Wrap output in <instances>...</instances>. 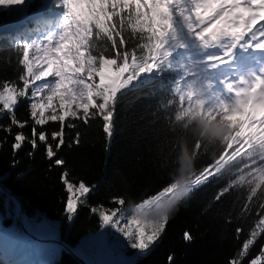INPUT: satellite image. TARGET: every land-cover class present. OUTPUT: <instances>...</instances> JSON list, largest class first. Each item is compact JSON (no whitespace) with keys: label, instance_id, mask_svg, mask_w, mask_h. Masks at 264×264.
<instances>
[{"label":"snow or ice","instance_id":"obj_1","mask_svg":"<svg viewBox=\"0 0 264 264\" xmlns=\"http://www.w3.org/2000/svg\"><path fill=\"white\" fill-rule=\"evenodd\" d=\"M24 3L25 0H0V7ZM62 4L67 9L63 32L47 44L22 45L19 63L24 71L20 83L9 81L0 86V115L7 111L11 124L24 129L27 121L17 119L15 108L21 99H26L33 121L30 140L26 141L23 131L13 136V152L18 154L27 142L32 155L39 141L44 145L46 158L56 167L66 164L58 153L66 144L65 128L77 127L71 121L87 124L101 118L103 131L112 136L118 94L134 86V82L139 84L142 77L160 72L170 60L169 46L177 33V17L183 19L191 38L204 48L229 44L222 55L206 59L210 68L231 63L237 46L264 52V0H62ZM101 48L106 51L96 54ZM53 76L57 78L54 87L37 89V82ZM183 85L184 80L178 82L174 98L169 101V105L179 108L174 120L195 114L228 130L217 157L198 169L195 189L231 173L233 165L243 161L237 177L218 189L204 210L211 211L233 189H246L242 212L252 214L255 206L257 221L239 255L230 261L243 264L258 240L264 239V72L251 80L241 78L227 83L229 99L214 92L212 84L206 85L207 96L203 90L197 93L192 84L187 92H182ZM49 122L58 123L59 129L50 134L37 131V126ZM4 130L12 131L10 127ZM50 138L55 145L49 142ZM74 142H78V136ZM194 147L206 151L202 144ZM61 180L67 193V219L72 222L78 206L94 191V186L70 181L67 171L61 173ZM178 193L179 182L170 180L150 198L143 199L124 226L118 220L119 207L106 210L92 206L89 210L98 213L101 227L111 225L131 238L133 247L148 251L165 232L172 217L167 206ZM114 203L123 206L126 200L115 198ZM152 210L161 212L160 219L148 218ZM242 232L238 227L237 237ZM184 239H192L187 231ZM173 259L169 258L170 264ZM250 264H264V244Z\"/></svg>","mask_w":264,"mask_h":264},{"label":"trees","instance_id":"obj_2","mask_svg":"<svg viewBox=\"0 0 264 264\" xmlns=\"http://www.w3.org/2000/svg\"><path fill=\"white\" fill-rule=\"evenodd\" d=\"M32 7H35L34 3ZM8 15L6 11L2 14L5 19ZM176 27L170 51L184 45L189 35L182 18L177 17ZM22 45L23 42L0 37V86L9 81L20 83L19 77L24 71L19 63ZM105 51L101 48L96 54ZM106 54L112 53L107 51ZM183 80L182 92H187L189 84L193 85V76L183 59L172 56L160 72H153L142 78L139 84L134 82V86L123 90V94H118L111 137L103 131L101 118H94L87 124L80 120L71 121L77 127L65 128L66 144L58 153L66 162L62 167L54 166L46 158L44 145L39 141V147L32 155H29L32 149L27 142L18 154L13 152L11 144L17 132L23 131L26 141L31 138L33 121L28 100L21 99L15 108L17 119L27 121L28 126L24 129L11 124L7 111L0 115V179L3 186L21 201L25 225L33 235L65 242L89 264H110V247L117 243L124 248L116 249L113 254L116 259L120 253L125 254L129 260L126 264H170V257L174 258L171 264H230L239 255L242 243L257 221L255 206L252 214L242 212L246 189L237 187L211 211L204 210L218 189L237 177V169L243 161L233 165L231 173L194 188L190 198L183 200L170 218L159 241L148 251L131 248V238L127 244H120L113 229L101 227L98 213L89 210L92 206L107 210L119 207L125 223H128L143 199L150 198L170 180L177 181L185 151L194 157L196 173L217 157L224 141L216 143L202 135L197 123L201 119L199 115L174 120L179 108L169 105V101L174 98L178 82ZM9 127L11 133L4 130ZM58 129L56 122L37 126V131L49 134ZM77 136L78 142H74ZM49 142L56 143L51 138ZM199 144L206 151L194 147ZM63 171L69 173L72 182L83 181L94 186V191L78 206L72 222L68 221L65 210L67 193L61 180ZM115 198H124L126 204L116 205ZM17 204L0 191V251L20 263L24 260L26 244H31V248L36 244L25 234L19 222ZM238 227L243 229L239 237L236 234ZM186 231L192 237L190 241L184 239ZM2 232H11L22 241L13 248ZM262 244L264 239H259L243 264H250L260 253ZM39 252L43 264H81L55 243L40 244Z\"/></svg>","mask_w":264,"mask_h":264},{"label":"rangeland","instance_id":"obj_3","mask_svg":"<svg viewBox=\"0 0 264 264\" xmlns=\"http://www.w3.org/2000/svg\"><path fill=\"white\" fill-rule=\"evenodd\" d=\"M52 1V2H50ZM35 4V7L31 8V4ZM7 12L9 13L8 15V19L3 18L2 14L3 12ZM55 12L56 14H59L60 16V24H62L64 26V22L67 16V9L65 7H63L62 4V0H25V3L21 6H14V7H0V36L3 37H8L14 40H17L19 42H23L24 44H32L34 45L33 41L35 39H37L38 37H35V35H33L32 39H30L29 37V28L31 27L34 28V26L32 27L30 23L34 22V21H43V19H45L44 17H40L39 19L36 18V15H39L43 12H49V13H53ZM54 13V14H55ZM58 17V15H56ZM35 15V18L31 21H26L28 16H32ZM20 23V25L24 26V28L20 31L17 32H4L3 28H8L10 25L12 26H18V24ZM39 23V22H38ZM19 25V26H20ZM41 28V27H39ZM41 29H38V31ZM24 35V36H23ZM186 46H188L187 49H183L181 55L185 60V63L188 65V69L191 72V75L193 76V85L196 87V90L200 93L201 90H203V92L205 93V95H209L208 93V89L206 87L207 84H212L213 87V91L219 94H222L225 99H229V94L227 92V88L226 86H224V84L226 82H222V84L220 83L221 81H223L224 78H226L224 75L221 74H205L202 73L199 69L194 67V63L195 61H190L189 59L186 58L187 55H193L196 54L198 52V50L196 49L197 47L200 46V44L196 41H194L190 34L188 36H186L185 38V43ZM199 45V46H197ZM216 47V46H215ZM216 51L217 49L214 47H209V48H204L202 52H204V54H208V51ZM221 52H224L225 50H220ZM175 52H177V50H175ZM201 52V53H202ZM174 53V52H173ZM200 53V51L198 52ZM211 54V53H210ZM55 78V79H53ZM57 80L56 77H50L47 78L44 81H40L37 82V89H51L52 87H54V83ZM227 81H230V79H228ZM107 210V209H106ZM118 220L121 224V226H124L125 224V219L124 216L121 215L120 213H118ZM109 228L113 229V232L115 233V237L118 239H120L122 232L118 231L116 228L112 227L111 225L107 226ZM28 229V228H27ZM29 230V229H28ZM30 231V230H29ZM3 237L6 239V241L8 242L9 245H11V247H15L17 244H19L22 239L20 237H16L14 236L13 233L11 232H2ZM27 247L23 252V256L25 260H28L29 262H32V264H43V259L41 257V254L39 253V256H37L36 254V250L37 248L35 247V245L32 246L31 248V244H26ZM116 245V246H115ZM115 246V247H114ZM115 248V249H114ZM124 248V246L122 245H118L117 244H113L110 247V252H111V258H110V264H117L118 262H120L119 264H126L129 260L126 259V255L123 253L119 254V258L116 259V257L114 256L113 252L116 249L122 250ZM131 248H134L133 246H131ZM114 249V250H113ZM83 259H85L87 261L86 258L82 257ZM11 262V260H10ZM12 263V262H11ZM88 263V261H87Z\"/></svg>","mask_w":264,"mask_h":264},{"label":"clouds","instance_id":"obj_4","mask_svg":"<svg viewBox=\"0 0 264 264\" xmlns=\"http://www.w3.org/2000/svg\"><path fill=\"white\" fill-rule=\"evenodd\" d=\"M197 123L202 132V135L209 139L213 140L216 143H221L225 134L227 133V129L221 127L218 123H207L202 119H198ZM181 175L177 179L179 182V193L176 199L167 206V211L169 215H173L176 211H178L181 202L187 198H190L192 192L194 191V178L196 176V168H195V159L191 155L188 154L187 151L184 152L181 157ZM161 217V212L158 210H152L148 214L149 219L158 220Z\"/></svg>","mask_w":264,"mask_h":264},{"label":"bare ground","instance_id":"obj_5","mask_svg":"<svg viewBox=\"0 0 264 264\" xmlns=\"http://www.w3.org/2000/svg\"><path fill=\"white\" fill-rule=\"evenodd\" d=\"M40 17H44V18H45V19H43V21H42L43 29H44V28H49L50 26H54V25L59 21L58 17L55 16L54 13L43 12V13H41V14H39V15H36V18L39 19ZM34 18H35V15L28 16V18H27L26 21H31V20H33ZM53 22H54V23H53ZM19 25H20V23L18 24V26H12V25H10L8 28H3V31H4V32H7V31H10V32H17V31H20V30H22V29L24 28V26H22V25L19 26ZM43 29H41V30H43ZM29 30H30V29H29ZM41 30H39V31H41ZM31 31H34V30L31 29ZM36 32H37V31H36ZM23 36H24V35H23ZM197 44H198V43H197ZM197 46H199V45H197ZM213 47H214V46H213ZM228 47H229V44H221V45H217L216 47H214V48H216L217 50H216V51H210L208 54L213 53V52H219V55H221V54H223V52H221L220 50H221V49H222V50H226ZM196 49L198 50V52L200 51V53H201L202 50H203V46L200 45V46L197 47ZM248 51L250 52V53H249L250 55H251V54H256V53L259 52V51L253 50V49H249ZM198 52H197V53H198ZM243 52H244L243 46H242V45H241V46H237V47L235 48V50H234L233 55H237V54L242 55ZM200 53H198V54H200ZM208 54H207V53H206V54H203V56H204L205 58H207ZM203 56H202V57H203ZM246 56L248 57L249 55H246ZM205 58L202 59L201 61H199V62L195 65V67L208 68L209 66H208V64L206 63ZM176 59H177V58H176ZM53 79H55V78H53ZM17 205H18V204H17ZM129 240H130V238L127 237V236H125L124 233L122 232V235H121L120 239H118V242H119L120 244H127Z\"/></svg>","mask_w":264,"mask_h":264},{"label":"water","instance_id":"obj_6","mask_svg":"<svg viewBox=\"0 0 264 264\" xmlns=\"http://www.w3.org/2000/svg\"><path fill=\"white\" fill-rule=\"evenodd\" d=\"M0 191L6 193L15 203H18L17 205V211H18V218L19 222L22 225V228L25 232V234L30 237L32 240H34L37 243L40 244H47V243H55L59 245L64 251L74 256L81 264H89L85 259H83L77 252H75L69 245H67L65 242L61 240H51V239H43V238H37L35 235H33L26 227L25 225V219H24V209L21 201L8 189H6L2 181L0 179Z\"/></svg>","mask_w":264,"mask_h":264}]
</instances>
